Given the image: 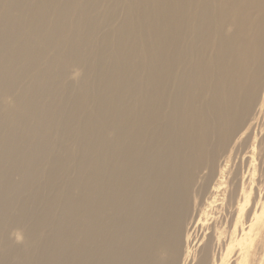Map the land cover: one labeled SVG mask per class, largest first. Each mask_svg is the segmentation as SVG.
Masks as SVG:
<instances>
[{
	"label": "bare ground",
	"instance_id": "bare-ground-1",
	"mask_svg": "<svg viewBox=\"0 0 264 264\" xmlns=\"http://www.w3.org/2000/svg\"><path fill=\"white\" fill-rule=\"evenodd\" d=\"M165 101L169 162L124 195ZM124 211L106 264H264V0H0V238L93 254Z\"/></svg>",
	"mask_w": 264,
	"mask_h": 264
},
{
	"label": "rangeland",
	"instance_id": "rangeland-1",
	"mask_svg": "<svg viewBox=\"0 0 264 264\" xmlns=\"http://www.w3.org/2000/svg\"><path fill=\"white\" fill-rule=\"evenodd\" d=\"M200 45H201V43H200V41H198L197 47L199 48ZM178 75H179L178 76L179 82H182V84H183L187 81V78H186L187 75L186 74L185 75L184 74L183 75L178 74ZM169 86H172L171 83L169 84ZM171 89L173 90L172 92H175L174 87ZM181 95L182 94L176 93L175 101H177L176 99L179 98ZM137 97L138 96H135V95H133L132 97H129L127 104L131 105L132 103H134V101L137 99ZM172 102H173V97H171L170 103H172ZM170 103L165 101V103H162L159 106L158 110H159L160 115H162V117L160 116L158 119H155V120L151 119L149 116H145L143 118L144 124H143V127H142L141 132H140V144H139L138 148L132 147L128 143H124V157H126V155H128L129 153H130L129 155H131V154H134L136 156L138 155L137 157H139L141 155L144 156L146 153H148V155H150V161L144 162V163H142L141 159H138L136 156H134L133 158H128V156H127V158L124 160V195H126V192H127L126 189L127 188H130L132 186L134 187L137 184H141L145 180V178L148 176L147 175L148 173H155V172L157 173V172L162 171L163 164L166 165L167 162H169L168 156H169V153L171 152V150L173 149L174 144H175V137L173 135L174 132L172 131L169 134L170 136L166 133V132H170L172 130L171 129L172 128L171 120L168 119L166 114H165L167 112V111H165V110H167L166 107L167 106L169 107ZM145 131H148V132L146 133ZM257 135H258V133H257ZM124 136H126L125 132H124ZM142 145H143V147H142ZM62 155L63 154L61 153L59 148H57V149L54 148L53 155H52V159L54 160L53 162L61 163L64 160V157ZM43 171L47 172V170H43ZM43 171H40L38 173V177H40V179H42V180L45 177L44 173H46ZM71 171H72V172H70L71 177L69 180H71L73 178L72 176L74 175V171L73 170H71ZM7 177H8V179L13 180V179L17 178V175L12 173ZM60 183H61V185H60ZM36 186L42 187L39 190L42 193L43 200L45 202L56 201V203H55L56 204V207H55L56 210L54 209L52 216L59 218L60 217V208H61L59 206L61 205V202L58 203L59 201L57 202V199H55V198H57L56 197L57 193H55V190H56V192H58L59 189L61 190L62 188H60V186L64 187L63 182L56 179V186H58L57 187L58 189L55 188L53 190L47 189L46 187H44L40 183H37ZM54 193L56 196H54ZM41 202L42 201H39V202L36 201V202H33V204L28 203V205L26 206L28 208L27 216L25 217V219H23V221H21L22 228H25V229H27V227L29 228V226L31 225L30 224L31 221L33 220L31 218H34L36 215H38V212H40L41 207L44 205L43 204L44 202L43 203H41ZM16 204H17V202H15V205ZM16 211L14 212V214L16 213ZM29 211H32V212H29ZM125 212L126 211H124V227L118 231V238L116 239V242L114 243L113 238L111 237V234H109L107 236V239L105 238L106 241L108 242V245H106V247L103 249L100 248L99 251H97L93 254L82 253V254H80L81 255L80 256V255H78V253L77 254L75 253L76 254L75 255L73 252H76V251L73 250L72 248L63 247V246H55V245H53L54 243L51 240L52 239L51 236L46 231V232H44V235H43V237L44 236L45 237L44 238L42 237L43 238L42 240L44 241V247H43V245L26 246V245L20 243L19 240H16L15 237H9V239H7L5 236L1 237L0 238V250H1L2 246L4 245V243H6V242L8 243L9 246H8V251H6V252L1 251V253H0V264H63V263L64 264H79V263L81 264V262H83L82 264H85L86 261H87L86 264H106L107 263V255L121 252L123 249V247H122L123 243H124V249L125 250H131L132 249L131 245H128V244H131L132 237H131V233L128 232V229H127V214ZM108 215H109V217L115 216V211L109 212ZM10 218L12 219L13 216L9 215L7 217V220L11 221ZM25 224H26V227H25ZM74 240L75 241L79 240L80 242H83L80 238H75ZM110 240H112V241L110 242ZM149 240H150V242H149L150 244L155 243L154 238H152V239L150 238ZM50 243H51V245H50ZM37 247L38 248L40 247V248L38 249ZM18 250H19V252H18ZM34 250H36V252ZM45 251H46V253H44ZM33 255H35V256L37 255L38 257L36 256L37 257L36 258ZM33 259H34V261H33ZM46 260H48V261H46Z\"/></svg>",
	"mask_w": 264,
	"mask_h": 264
}]
</instances>
